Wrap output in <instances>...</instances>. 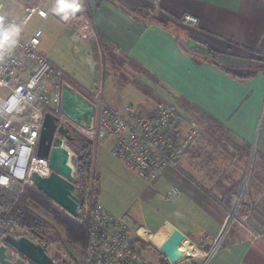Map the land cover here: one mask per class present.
<instances>
[{"label": "crops", "instance_id": "obj_1", "mask_svg": "<svg viewBox=\"0 0 264 264\" xmlns=\"http://www.w3.org/2000/svg\"><path fill=\"white\" fill-rule=\"evenodd\" d=\"M84 2L95 36L76 46L71 20L50 17L55 51L42 52L52 63L88 92L93 87L85 90L69 73L87 71L94 88L104 89L101 74L104 82L110 63L114 87L103 94L108 104H131L147 113L160 101L174 102L200 128L179 168H166L150 186L111 156L130 179L111 201L105 174L113 171L103 162L105 168L98 169L102 157L95 147L94 168L102 173L99 202L116 216L131 211L142 226L139 250L151 264H264V241L228 227L230 210L241 199V212L251 208L264 228V0ZM184 14L199 25L182 26ZM256 67L262 68L253 72ZM226 69L253 74L241 78ZM126 91L137 95V104ZM212 127H220L228 141ZM172 190L178 194L168 201ZM166 221L181 234L176 240L185 257L175 263L148 242Z\"/></svg>", "mask_w": 264, "mask_h": 264}, {"label": "built area", "instance_id": "obj_2", "mask_svg": "<svg viewBox=\"0 0 264 264\" xmlns=\"http://www.w3.org/2000/svg\"><path fill=\"white\" fill-rule=\"evenodd\" d=\"M26 3L17 19L5 0H0V187L22 192L25 187L35 186L33 174L43 178L51 176L49 161L37 155L47 115L57 118L59 127L69 128L73 134L88 138L95 147L108 150L148 186L166 168H179L189 148L200 137L198 122L175 103L167 101L156 103L147 113L131 104L114 108L105 101L101 84L82 94L66 73L41 51L40 37L50 17L71 20L72 40L76 46L95 36L84 0H26ZM36 16L43 22L37 31L28 34L27 26ZM178 22L187 28L199 25L198 18L190 14H184ZM13 25L16 30L9 32ZM65 86L93 106L90 126L76 122L62 111ZM62 140L70 152V163L73 161L76 165L78 153L64 138ZM72 169L76 176L74 165ZM176 194L177 190L170 191L166 200L173 201ZM78 198L77 216L69 215L86 225L80 264H151L139 250L142 226L136 223L130 210L113 215L95 201L89 190L83 198ZM241 208L239 199L228 215V227L236 223L251 237L264 241V230L258 231L252 226V209L241 212ZM11 236L16 240L26 237L15 233ZM5 238V235L0 237V248L5 247L6 260L34 264L7 244ZM28 239L46 247L43 242Z\"/></svg>", "mask_w": 264, "mask_h": 264}, {"label": "water", "instance_id": "obj_3", "mask_svg": "<svg viewBox=\"0 0 264 264\" xmlns=\"http://www.w3.org/2000/svg\"><path fill=\"white\" fill-rule=\"evenodd\" d=\"M62 111L80 124L90 126L93 121L94 108L79 93L71 87L65 86L62 99ZM68 143L74 140L69 128L58 126V119L47 115L40 136L37 155L41 159H47L52 169L48 178L38 174L32 175L35 186L49 197L58 207L72 215L77 216L79 206L78 180L70 166V152L62 138ZM179 230L166 221L152 236L150 245L164 254L171 263H175L184 257L183 252L176 244ZM5 242L17 249L34 264H56L46 252L45 248L36 245L28 238L16 240L11 235L6 236ZM0 264H24L22 261L12 263L5 259V247L0 248Z\"/></svg>", "mask_w": 264, "mask_h": 264}, {"label": "trees", "instance_id": "obj_4", "mask_svg": "<svg viewBox=\"0 0 264 264\" xmlns=\"http://www.w3.org/2000/svg\"><path fill=\"white\" fill-rule=\"evenodd\" d=\"M103 1L96 0L98 3ZM101 41L106 49L107 40L101 39ZM259 63L264 65V60ZM261 68H254L253 72ZM226 72L241 78L253 74L252 70L251 72L247 71L248 74L231 69H226ZM68 144L78 152L76 178L78 180L79 196L83 198L89 190L95 201H99L101 177L94 168V143L74 136V140ZM31 204L50 214L54 221L64 228L65 238L69 246H80L81 248L85 246L87 235L85 223L79 219L72 218L61 208L56 207L53 201L36 186L25 187L22 192L16 189L8 190L0 187V237L11 235V233L22 234L33 240L45 242L47 246L61 241L58 236L52 237L48 234L51 229L50 224L31 209ZM231 228L233 227L231 226ZM47 246L45 247L46 252L48 250ZM48 255L54 259L56 264H67V260L62 256L52 257L49 253ZM68 257L76 261L70 254H68Z\"/></svg>", "mask_w": 264, "mask_h": 264}, {"label": "rangeland", "instance_id": "obj_5", "mask_svg": "<svg viewBox=\"0 0 264 264\" xmlns=\"http://www.w3.org/2000/svg\"><path fill=\"white\" fill-rule=\"evenodd\" d=\"M5 2L7 4V6L9 7V9L12 11L11 13H13V15H15V17L17 19L21 17L22 13L25 10V7L28 5V3H26V0H16V2H15V0H5ZM15 6H16V9H14ZM42 22L43 21L40 18H38L37 16L34 17L32 19V21L29 23V25L27 26V29H26L27 33L28 34H32L35 31H37L40 28ZM53 28L56 29L55 23H54V21H53L52 18H49L45 22V28L42 29V35L40 37V41H41L40 49H41V51L42 50L44 52L45 51L48 52L50 50H51V52L52 51L53 52L55 51L56 39L54 38L53 35H51V32L54 31ZM110 68H112V64L109 63L107 65L106 79L104 80V82H103V74H101V83L104 84V87H105L104 89L107 92H109L111 90V87H114V84H112V79H111V75H110ZM69 74L85 90H90V87H93L91 90H94L95 89L94 86H93L94 78H93L92 74H90L89 72H87V71L81 72V71H78V70H74L73 72H70ZM122 78H124V77L122 76ZM118 82H121V81L119 80ZM80 92L83 94V90L82 89H80ZM130 92L131 91H126V93H125L126 94V98L129 99V101L133 102L134 104H137L138 101H139V99L137 98V95L134 94V93H132V92L130 93ZM172 103H174V102H172ZM212 128L215 129V131L217 132V135L218 136L219 135H224V133L222 132V129L220 127H212ZM73 136H77V137H79L81 139H85V140L90 141L88 138L83 137V136H79V135H76V134H73ZM219 138H221V136ZM221 140L224 141V142H226L225 140H227V137H225V135H224L221 138ZM69 147L73 151H76L77 152V150L74 149V148H72L70 145H69ZM98 154H100L101 157H102L101 158L102 159L101 160V165L99 164V168L98 169H100V166H101V168H105V166H109L110 169L113 171V173H111L110 175L109 174H105V197H106L107 200H110V201L113 200V199L116 200V199H118L119 193H121L122 190L125 189L124 188V185H126V184L123 181L128 182V180H130V179H129L128 175L125 174L124 171H121V169H118L115 165H113V163H111V160H113V159H112L109 151H107L105 148L99 147ZM102 162H103V164L105 166H102ZM72 164L74 165V167L76 169V177H77V166L75 165V163L73 161H72ZM72 164L70 163V165L73 167ZM98 174L99 175L101 174L100 177L102 176V173L100 172V170H98ZM138 180L139 179H137V181ZM247 186H248V183L246 181V183L244 185V191L245 192H247V188H248ZM78 197H79V189H78ZM55 206L58 207L56 204H55ZM30 207H31V209L37 215H39L41 218H43L45 221H47L50 224L51 229L49 230V233L48 234L50 236H52V237L58 236L61 239V241L59 243H57V244H50L48 246H47V243L43 242L47 246V249H48L47 252L52 257L62 256L65 260H67V264H80L84 247L81 248L80 246H78V247H71V246H69V244H68V242H67V240L65 238V230H64V228L61 227L60 225H58L54 221L53 217L50 214H48L47 212H45L44 210L36 207L33 204H31ZM251 223H252V226L256 230H258V231H263L264 230V228H262L261 226H259L256 223V221L254 220L253 217H252V222ZM232 227L241 228L236 223L233 224ZM68 254H70L71 256H73L76 259V261L71 260L68 257Z\"/></svg>", "mask_w": 264, "mask_h": 264}, {"label": "clouds", "instance_id": "obj_6", "mask_svg": "<svg viewBox=\"0 0 264 264\" xmlns=\"http://www.w3.org/2000/svg\"><path fill=\"white\" fill-rule=\"evenodd\" d=\"M15 30H16V29H15V26H14V25H13V26H10L9 29H8L9 32H11V31H15Z\"/></svg>", "mask_w": 264, "mask_h": 264}, {"label": "bare ground", "instance_id": "obj_7", "mask_svg": "<svg viewBox=\"0 0 264 264\" xmlns=\"http://www.w3.org/2000/svg\"><path fill=\"white\" fill-rule=\"evenodd\" d=\"M176 244L179 246V241L176 240ZM182 251V250H181ZM183 252V251H182ZM184 254V252H183ZM184 257H185V254H184Z\"/></svg>", "mask_w": 264, "mask_h": 264}]
</instances>
